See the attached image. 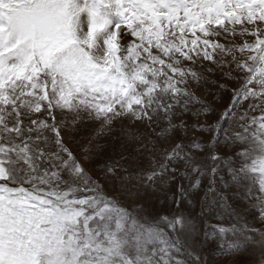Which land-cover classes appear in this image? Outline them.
Instances as JSON below:
<instances>
[{"label":"snow or ice","instance_id":"6c2138e0","mask_svg":"<svg viewBox=\"0 0 264 264\" xmlns=\"http://www.w3.org/2000/svg\"><path fill=\"white\" fill-rule=\"evenodd\" d=\"M205 92L232 98L244 207L197 199L224 158ZM202 230L264 264V0H0V264H201Z\"/></svg>","mask_w":264,"mask_h":264},{"label":"rangeland","instance_id":"374dc122","mask_svg":"<svg viewBox=\"0 0 264 264\" xmlns=\"http://www.w3.org/2000/svg\"><path fill=\"white\" fill-rule=\"evenodd\" d=\"M208 104H211V99H209L207 96L203 95L202 97ZM224 100H217L214 102L213 107V113H211V109H209L207 120L202 117V122L211 123L213 124V127L217 128L219 123L225 118L231 117L234 114V110H232V103L230 94L225 93L223 96ZM239 107V106H237ZM231 110V113L229 114V111ZM211 113V114H210ZM193 119H195L193 117ZM205 129L203 131L202 135L198 136V133H195L193 135V132L190 134V136H198V138L202 137L203 135L211 136V134ZM76 138L77 142L86 140L88 138H94L95 137V131L92 127H89L87 129H81L79 133L73 134ZM121 135L119 125L116 126L114 129V134L110 136H105L101 138L100 143L105 144L106 147L108 145L115 141L119 136ZM182 137L184 135H181ZM213 136V135H212ZM211 141V138H210ZM73 151H76V144L72 143L69 145ZM229 155H227V158L224 157L219 161H211V163H198V166L205 171L207 169L215 167L217 169L216 175L212 177L211 175H205L204 177L200 178V187L196 190L198 192L197 199H202L205 195V192H208L209 187L212 188L213 192L216 194V198L220 200L221 198L228 201L229 203L233 204L236 207H244L247 204V201L242 196L240 190L238 189V186L235 185L231 179L230 171H229V163L232 164V166H238L236 157L233 155V150L230 152L228 151ZM216 155H219L216 153ZM219 180H218V179ZM230 181V184H227V181ZM188 181H185V184L187 185ZM228 185L230 188L227 190H232L231 196L226 195V190H221L222 185ZM236 196H233V195ZM143 195V194H142ZM171 194L169 193V196ZM213 193L208 192L209 199L212 198ZM224 195V196H223ZM145 202L148 205V208L150 211L154 212H161L164 209V204L161 202V200H158L155 195H145ZM188 209L199 212L198 203L194 207L192 204L188 205ZM212 223H216L215 220L212 221ZM242 224L247 225L250 229L253 228H259L260 226V217H259V211L256 208L248 207V211L244 214L243 220L241 221ZM207 226V225H205ZM249 235H251V232H249ZM200 245L198 248V252L200 255L201 264H224V262L228 259H231V257L224 254V251L219 245L215 242V240L207 239L205 238L203 234V230L200 234ZM237 257H240L242 259H247L248 255L247 253H236L234 254Z\"/></svg>","mask_w":264,"mask_h":264},{"label":"trees","instance_id":"16d2710c","mask_svg":"<svg viewBox=\"0 0 264 264\" xmlns=\"http://www.w3.org/2000/svg\"><path fill=\"white\" fill-rule=\"evenodd\" d=\"M212 90L214 91L215 89L213 88ZM224 94H225L224 92H220L217 95H210L208 92L204 93L205 96H207L209 99L212 100L211 104L209 103L210 109L212 111L211 113H213V111H214L213 107H212V106H214V102H216L217 100H224V98H223ZM235 115H236V112H234V114L231 117H228L226 119L224 118L219 123V125L217 126V128L215 130V135H213V136L211 135V141L209 139L210 136H207V135H203L202 137L199 138L200 140H209V142L206 145H204L206 148L214 151L215 147H216V145L218 143V147L220 149V152L218 154L219 155L223 154V156L227 158V155H229L228 151L230 152L232 149L230 147H228L227 144L225 143V133L230 128V126L232 124V121H233V118L235 117ZM186 119H187V117H186ZM195 133L196 132H193V135ZM180 135H184V133L181 132ZM211 161H212V159L209 156L202 155L200 160L198 161V163L202 162V163L207 164V163H211ZM227 184L228 185L230 184L229 180L227 181ZM228 185L224 186V184H223L222 187H221V190H226V192H225L226 195L227 196H231V194H233V193H232V190H229V191L227 190L228 188H230ZM233 196H236V195L234 194Z\"/></svg>","mask_w":264,"mask_h":264}]
</instances>
